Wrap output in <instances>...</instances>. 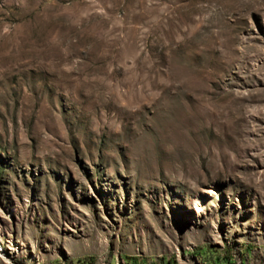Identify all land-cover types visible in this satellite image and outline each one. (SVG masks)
Here are the masks:
<instances>
[{
	"label": "rangeland",
	"instance_id": "obj_1",
	"mask_svg": "<svg viewBox=\"0 0 264 264\" xmlns=\"http://www.w3.org/2000/svg\"><path fill=\"white\" fill-rule=\"evenodd\" d=\"M0 264H264V0H0Z\"/></svg>",
	"mask_w": 264,
	"mask_h": 264
}]
</instances>
